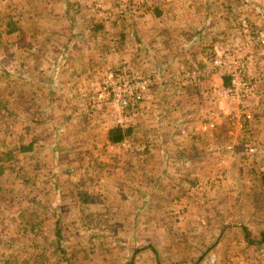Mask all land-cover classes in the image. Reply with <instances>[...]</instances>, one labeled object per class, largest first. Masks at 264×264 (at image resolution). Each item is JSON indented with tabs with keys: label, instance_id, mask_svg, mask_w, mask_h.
Masks as SVG:
<instances>
[{
	"label": "rangeland",
	"instance_id": "1",
	"mask_svg": "<svg viewBox=\"0 0 264 264\" xmlns=\"http://www.w3.org/2000/svg\"><path fill=\"white\" fill-rule=\"evenodd\" d=\"M156 2L144 9L141 0L130 10L132 0H0V249L11 245L18 264H30L21 235L30 231L20 232L15 206L19 174L29 171L34 183L71 184L58 195L72 206L55 223L48 207H35L47 220L34 231L48 236L47 247L33 243L38 264H264V245L257 243L264 229V76L254 62L264 0H211L194 31L181 29L187 15L156 13ZM16 25L19 31L7 32ZM66 38L86 44L72 52V62L87 72L78 77L83 114L66 118L80 121L84 144L65 150L75 160L54 171L46 152L58 142L43 134L47 125L55 132L67 126L49 124L54 114L45 108L52 100L48 76L62 74L69 57L52 41ZM246 43L251 52L244 54ZM176 44L178 61L169 62L163 54ZM226 51L244 64V91L212 64ZM117 88L127 105L113 100ZM139 89L133 102L129 96ZM108 125L130 131L107 148L101 142ZM36 129L43 143L34 138L30 152L16 153L18 135L34 137ZM88 134L97 142L89 144ZM56 173L66 176L57 182ZM17 242L23 250L13 247Z\"/></svg>",
	"mask_w": 264,
	"mask_h": 264
},
{
	"label": "crops",
	"instance_id": "2",
	"mask_svg": "<svg viewBox=\"0 0 264 264\" xmlns=\"http://www.w3.org/2000/svg\"><path fill=\"white\" fill-rule=\"evenodd\" d=\"M112 1V0H111ZM141 0H132V5H131V9H135L136 6H134L136 4V2H140ZM148 1L150 0H144V3H146V6L144 7V9L147 8L148 6ZM209 2H211V0H205V5H203L202 7L198 8V0H157L156 3H154L153 6V10L156 13L161 14L164 19L170 18L172 16L176 17L179 13L183 14V15H187L188 17L186 19H184V21H182L180 24L183 25V27L181 29L183 30H190V31H194L200 28L201 24L203 23L201 20V17L198 16L199 14L202 13V9L204 8L206 10V12L208 13L209 11H211L208 7H209ZM140 5V4H139ZM197 12V14H196ZM131 13V12H130ZM170 22V20L168 21ZM202 22V23H201ZM211 23V21H210ZM209 23V27L210 30L212 29L211 24ZM177 21H173L172 22V29H178L177 28ZM208 24H206L207 27ZM166 28L170 29L168 25H166L164 31L166 32ZM19 31V26H15V30L14 33ZM65 29H63V32L61 35H63ZM199 31V30H198ZM167 33V32H166ZM191 34V33H189ZM81 35H79L80 37ZM186 38H190L186 37ZM196 39V38H195ZM53 43L57 44L58 46H60L62 49H64L66 52L69 53V57H68V62L67 64L63 67L62 69V74H59L60 70L58 73L54 74V73H50L49 74V78H53L50 83H48L49 87H50V91L51 93H48V96L52 97V100L48 103L49 104V108L46 107L45 109H47V111H52V113L54 114L52 116V119H50L49 124H51L52 126L54 122H59L61 121V126H67L66 128L63 127L61 128L60 132H55V130H51V126L47 125L49 132L46 134H43L49 138H52V142L55 143L57 140L58 142V147L54 148V149H49L47 150V157L49 156V158H54V171H59L60 166L62 167H68L69 162L72 163V161L75 160V155L72 154L70 155V153H68L65 150H69V151H73L74 152V148L77 147L78 143L80 145L81 142L83 143V136L84 133H79L81 125L79 124L80 121L74 122V123H70L68 122V120H66L67 117H75L74 119H78L81 117V115L83 114L82 110V105H78L79 104V99L83 94V90H85V88H82L81 86H79V76H84L87 74V72H82V69L80 67L79 64L77 63H73V56H72V52L73 49L75 48H83L86 46V44L84 43V41L82 40V38H71V39H63L60 42H54ZM163 42V41H162ZM248 43V42H247ZM247 43L242 46L243 47V52L244 54L250 53L251 52V47L249 45H247ZM257 47V45H255ZM175 52L169 51V50H165L164 52V56L166 57V60H168L169 62H171V60L174 58H176V62L178 61L177 58L179 57L180 54H176L177 53V48L178 45H175ZM258 49H260L258 51V54L254 55V62L259 64L261 67L259 69L260 72V76H264V69H262V66H264V55H261L260 52H264V45L261 47H257ZM256 53V51H255ZM247 60L251 61L250 56H244ZM164 58V57H163ZM173 59V60H174ZM51 71V70H50ZM166 80V79H165ZM63 82V83H61ZM66 84H68V86H66ZM57 86H63V91L65 90L66 93H59L58 90L59 88ZM66 86V87H65ZM63 94V95H62ZM99 95V93H97ZM164 93H159L158 96L156 97V95H154L155 100L156 99H161V97L163 96ZM57 96H60L62 98V101L56 99ZM150 101H151V97ZM56 99V100H55ZM67 99V100H66ZM59 106V109H57V111L55 110L56 106ZM74 106H77L76 108H74ZM63 109V111H62ZM62 111V112H61ZM112 112V111H111ZM34 115L37 114V112L33 111ZM110 116H112L113 118V122H115V112L110 114ZM63 117V120L61 119ZM84 118V117H83ZM110 118V117H109ZM108 118V119H109ZM59 119V120H57ZM111 119V118H110ZM122 119V118H120ZM32 120H34L33 115H31V128H34V125L38 124L37 122H33ZM89 120V119H88ZM82 125L84 126L85 123L83 120H81ZM91 122V121H89ZM92 123V122H91ZM70 126V127H69ZM112 127V125H108V129ZM107 131V130H106ZM35 136L33 137L32 135L27 136L25 135V133H21L19 134V141L20 143L16 144V153H27L30 152L33 148V144H34V138L36 139V141H39L40 143H43L44 139H40L42 138V135L38 134V130L36 129V131H34ZM90 134V133H89ZM87 135V141L89 144H92L94 142V139L92 138V134L91 135ZM106 135L107 132L102 136L103 142H107V148L108 145L110 144L107 139H106ZM40 137V138H39ZM69 147H65V145H68ZM84 144V143H83ZM20 146H27L28 149L27 150H22L19 151V147ZM93 148V147H92ZM84 148L82 147V150ZM51 154H53V157L51 156ZM9 157V156H7ZM1 160V158H0ZM62 160V161H60ZM62 163H60V162ZM104 170V169H103ZM21 171H22V167H21ZM105 171V170H104ZM107 173V172H106ZM29 174H24V173H20L19 177H20V184L22 185L19 189V195L20 198L17 202L16 206V215H18V217H21L23 219H21L20 221L23 223L22 225H24V228L21 227L20 232H22V230H26V228L30 231V234H27V231H25L23 234L21 235H25V238L28 240V243L26 244V247H30V252L27 251V253L29 254V260L28 263L30 264H38V254H35L36 250L34 251V247L33 243L36 244L37 241H42L44 239L48 240V236L42 234L39 238V234L38 232L35 233V228H38L36 226L41 225V224H46L45 220L47 219H40V216L42 214L38 213L36 210L38 206V208H44V207H48V209L50 210V212H52L53 216H51L53 218L54 223L56 221H58L59 216L62 217L65 213L63 211V209H69L72 206V200L65 197L64 195H58L61 192H65V190H63L64 188L69 191L71 189V184L67 185L66 187H59L60 185L55 183H47L46 185L44 184H40V182L34 183L31 178H29ZM56 181L58 182L61 178V176L63 175L62 173L57 174L56 173ZM63 176H66L65 174ZM64 184H62L63 186ZM108 187L106 185H102V189H107ZM62 190V191H61ZM118 191V188H117ZM45 193H49L48 196H45ZM55 195V196H53ZM27 199L28 203L23 204V199ZM35 199L36 202L35 204L32 203L31 201ZM42 202V203H41ZM62 213V214H61ZM2 235L0 234V237ZM61 236V235H60ZM62 237V236H61ZM23 237H20V239ZM41 239V240H40ZM44 245H46L47 247V243L45 244V242H43ZM39 245V249L40 250V244ZM23 245H20V243H16V245L14 244L13 247L15 249H18L19 247L22 249ZM55 246H56V242H55ZM9 250H11V245L9 246L8 244H3V248L0 249V264H5V263H11V264H18V260L20 259L18 257V255H15V260H12L13 256H11V254H9ZM23 250V249H22ZM22 253V252H20ZM9 257L11 258V260H9ZM7 258V259H6ZM6 259V260H5ZM5 260V261H4ZM48 259H46V261H44V264H48ZM7 261V262H6ZM14 261V262H12ZM21 264H23V260L21 259ZM24 264H27V261H25Z\"/></svg>",
	"mask_w": 264,
	"mask_h": 264
},
{
	"label": "built area",
	"instance_id": "3",
	"mask_svg": "<svg viewBox=\"0 0 264 264\" xmlns=\"http://www.w3.org/2000/svg\"><path fill=\"white\" fill-rule=\"evenodd\" d=\"M256 42L260 45H264V37L263 35H260L259 37H256ZM213 66L223 68L226 70L224 74L230 78L229 83L231 86L237 87V89H241L242 91L246 90L248 88V83L243 79V71H244V64L243 62L234 56L232 52L226 51L222 52L217 59H213L212 61ZM232 67V68H231ZM139 90H133L131 92V95L129 96V99H131L133 102L139 100L141 97L139 93H136ZM120 93L119 88L116 89V91L113 92L112 98L113 100L120 106H124L128 104V99L126 100L125 97ZM249 115L244 114V117L247 118Z\"/></svg>",
	"mask_w": 264,
	"mask_h": 264
},
{
	"label": "trees",
	"instance_id": "4",
	"mask_svg": "<svg viewBox=\"0 0 264 264\" xmlns=\"http://www.w3.org/2000/svg\"><path fill=\"white\" fill-rule=\"evenodd\" d=\"M14 30H15V26H10L8 28V31L7 32L10 33V32H13ZM129 131H130V129H128V128H122L119 125L112 126V127H110L107 130L106 139H107V141L109 143H117V142H120L124 138V136L128 134ZM27 149H28L27 146H20L19 147V151H22V150L25 151ZM257 243L259 245H264V229L259 232Z\"/></svg>",
	"mask_w": 264,
	"mask_h": 264
}]
</instances>
